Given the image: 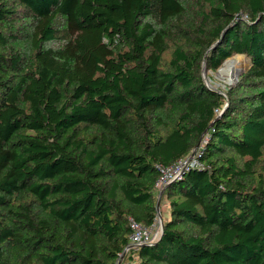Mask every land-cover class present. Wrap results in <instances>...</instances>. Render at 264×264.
Instances as JSON below:
<instances>
[{
	"label": "trees",
	"instance_id": "trees-1",
	"mask_svg": "<svg viewBox=\"0 0 264 264\" xmlns=\"http://www.w3.org/2000/svg\"><path fill=\"white\" fill-rule=\"evenodd\" d=\"M194 150L123 262L264 264V0H0V264H117Z\"/></svg>",
	"mask_w": 264,
	"mask_h": 264
},
{
	"label": "built area",
	"instance_id": "built-area-1",
	"mask_svg": "<svg viewBox=\"0 0 264 264\" xmlns=\"http://www.w3.org/2000/svg\"><path fill=\"white\" fill-rule=\"evenodd\" d=\"M198 155L199 152L194 150L190 155L181 157L169 165L157 162L155 165L159 171V176L154 184L156 192L159 194L170 182L180 178L186 170L192 168H205L206 165L201 161ZM159 213L160 212L157 213L151 224H146L133 217H129L130 244L126 249L136 245L149 244L159 238L163 225V220ZM123 264L130 263L124 262Z\"/></svg>",
	"mask_w": 264,
	"mask_h": 264
},
{
	"label": "rangeland",
	"instance_id": "rangeland-1",
	"mask_svg": "<svg viewBox=\"0 0 264 264\" xmlns=\"http://www.w3.org/2000/svg\"><path fill=\"white\" fill-rule=\"evenodd\" d=\"M250 65L251 61L245 54L234 53L225 59L221 66L216 70H208L205 67V64H203L202 76L205 83L211 88L225 91L239 81L240 75L246 71ZM160 205L162 207L161 214L163 220L164 217L166 218L169 215V200L166 197H163L162 201H160ZM125 254L120 264L124 263L123 260L126 258Z\"/></svg>",
	"mask_w": 264,
	"mask_h": 264
},
{
	"label": "water",
	"instance_id": "water-1",
	"mask_svg": "<svg viewBox=\"0 0 264 264\" xmlns=\"http://www.w3.org/2000/svg\"><path fill=\"white\" fill-rule=\"evenodd\" d=\"M170 183H171V182H170ZM170 183H169V184H170ZM169 184H168V185H169ZM162 193H163V190L160 192V194H159V196H158V201H157V206H158V207L160 206V201H161ZM159 214H160V216H161V218H162V214H161V213H159ZM162 232H163V225H162L161 233H162ZM161 233H160V235H161ZM159 238H160V236H159ZM159 238H158V239H159ZM158 239H156L154 242H156ZM126 251H127V249H125V251L121 254V257L119 258L117 264H120V263H121L122 258H123V256H124V254L126 253Z\"/></svg>",
	"mask_w": 264,
	"mask_h": 264
},
{
	"label": "clouds",
	"instance_id": "clouds-1",
	"mask_svg": "<svg viewBox=\"0 0 264 264\" xmlns=\"http://www.w3.org/2000/svg\"><path fill=\"white\" fill-rule=\"evenodd\" d=\"M158 194V193H157ZM160 194V193H159ZM159 194L157 195V197L159 196Z\"/></svg>",
	"mask_w": 264,
	"mask_h": 264
}]
</instances>
